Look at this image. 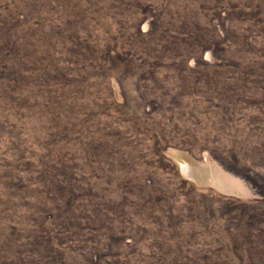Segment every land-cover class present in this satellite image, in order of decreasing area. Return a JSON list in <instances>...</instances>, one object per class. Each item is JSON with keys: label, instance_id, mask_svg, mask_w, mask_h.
Listing matches in <instances>:
<instances>
[{"label": "rangeland", "instance_id": "obj_1", "mask_svg": "<svg viewBox=\"0 0 264 264\" xmlns=\"http://www.w3.org/2000/svg\"><path fill=\"white\" fill-rule=\"evenodd\" d=\"M0 264H264V0H0Z\"/></svg>", "mask_w": 264, "mask_h": 264}, {"label": "bare ground", "instance_id": "obj_2", "mask_svg": "<svg viewBox=\"0 0 264 264\" xmlns=\"http://www.w3.org/2000/svg\"><path fill=\"white\" fill-rule=\"evenodd\" d=\"M186 169H189V167H186Z\"/></svg>", "mask_w": 264, "mask_h": 264}]
</instances>
